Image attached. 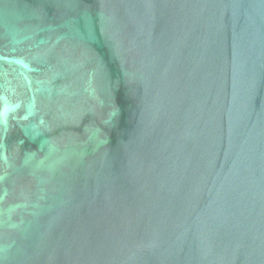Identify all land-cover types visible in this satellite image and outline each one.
<instances>
[{"label":"water","instance_id":"obj_1","mask_svg":"<svg viewBox=\"0 0 264 264\" xmlns=\"http://www.w3.org/2000/svg\"><path fill=\"white\" fill-rule=\"evenodd\" d=\"M0 264H264V0H0Z\"/></svg>","mask_w":264,"mask_h":264}]
</instances>
